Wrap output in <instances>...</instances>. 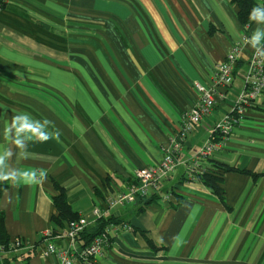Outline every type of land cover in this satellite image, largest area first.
Returning <instances> with one entry per match:
<instances>
[{
  "label": "crops",
  "instance_id": "1",
  "mask_svg": "<svg viewBox=\"0 0 264 264\" xmlns=\"http://www.w3.org/2000/svg\"><path fill=\"white\" fill-rule=\"evenodd\" d=\"M243 36L226 100L189 134L175 171L150 197L107 209V197L125 191L137 169L162 161L182 115L200 100L196 84L210 85ZM263 41L264 12L244 24L236 0H5L0 225L8 246L0 240V264H55L43 255V234L78 250L99 219L132 229L110 237L97 264H264V108H248L196 178L187 173L233 110ZM215 164L239 170L223 173L224 201L197 177L219 170ZM60 189L89 221L75 241L64 236L68 221L54 203Z\"/></svg>",
  "mask_w": 264,
  "mask_h": 264
},
{
  "label": "built area",
  "instance_id": "2",
  "mask_svg": "<svg viewBox=\"0 0 264 264\" xmlns=\"http://www.w3.org/2000/svg\"><path fill=\"white\" fill-rule=\"evenodd\" d=\"M262 11L264 12V0ZM247 39V36H243L230 49L225 59L217 64L209 86L200 83L196 84L200 100L193 108L182 115L181 129L171 139L168 147L164 149L162 161L159 164L137 169L125 191L115 196L107 197V209L116 207L117 205H126L140 198L150 197L160 189L161 180L175 171L178 165V156L185 146L189 134L206 116L212 113L218 99L226 100L227 92L234 82L239 55ZM263 99L264 41L256 46L251 55L248 73L245 77V86L239 98L234 102L233 110L220 119L211 137L187 164L188 178H196L200 162L208 159L216 150L224 146L225 142L233 134L235 127L244 119L248 108L258 105ZM93 214L98 219L102 217V211L99 207L94 208ZM88 226L89 221L86 218L70 221L64 231V236L71 241H75L87 230ZM121 229L131 230L132 228L127 223L122 226L109 223L88 245L78 250L57 247L49 240L51 232L47 231L43 234V238L46 241L43 255L54 257L55 264H74L76 260L81 261L82 264H97L105 251L110 237L117 235ZM21 246H23V241L20 238H16L13 241V247L17 249Z\"/></svg>",
  "mask_w": 264,
  "mask_h": 264
},
{
  "label": "trees",
  "instance_id": "3",
  "mask_svg": "<svg viewBox=\"0 0 264 264\" xmlns=\"http://www.w3.org/2000/svg\"><path fill=\"white\" fill-rule=\"evenodd\" d=\"M239 5V15L241 20L244 24H247L250 22V20L253 17H256L259 13L262 11L258 9L257 3L255 0H236ZM5 0H0V6H4ZM256 108L261 107L264 108V105L262 106H254ZM219 170L214 172H203L198 174V178L204 183L205 186H207L211 191H213L215 194L219 196V198L224 201V189L222 187L223 183V173L229 172V171H239L237 168L226 165V164H215ZM246 172V171H244ZM8 186V180L6 178H0V195L4 188ZM61 190V194L54 198L55 206L57 207L59 214L61 217L67 219L68 222L79 219L75 216V213L73 212L71 206L68 203L65 191L63 189ZM99 227L96 230V232L88 235L89 239L87 241L88 245L95 236L100 234L104 228L112 222L105 221L103 219H99ZM88 229L85 230L81 235H87ZM6 237L4 235V228L2 224L0 225V240L3 242V246L7 247V240H5Z\"/></svg>",
  "mask_w": 264,
  "mask_h": 264
}]
</instances>
